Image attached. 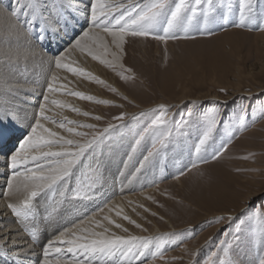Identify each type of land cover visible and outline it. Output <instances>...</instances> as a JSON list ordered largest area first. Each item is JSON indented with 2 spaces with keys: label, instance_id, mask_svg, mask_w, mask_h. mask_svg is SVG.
I'll list each match as a JSON object with an SVG mask.
<instances>
[{
  "label": "snow or ice",
  "instance_id": "obj_1",
  "mask_svg": "<svg viewBox=\"0 0 264 264\" xmlns=\"http://www.w3.org/2000/svg\"><path fill=\"white\" fill-rule=\"evenodd\" d=\"M212 3L213 0H69L68 3L65 0H15V3L9 0L7 5L0 2V12L7 13L8 18L13 21L9 25V33L11 40L16 44L25 41L29 46L33 42L43 46L50 32L67 29L69 20L65 13L69 5L77 12L83 11L87 29L82 30L81 34L71 41L65 52L54 54L51 63L55 69L62 70L72 77L105 85L106 81L80 66L79 61L69 63L68 54L78 50L84 56L116 72L121 79H133V75H126L131 74L132 69L122 63L124 45L128 37H151L167 44L169 40L195 39L191 35L194 30L199 31L201 35H211L208 24L214 13ZM80 4L84 5L83 9L79 7ZM253 5L254 0H240L235 27L243 28L252 23ZM231 7L229 4V11ZM200 18L203 20V27L195 28ZM74 83L75 81L70 80L68 75L61 78L53 72L46 91L42 94L30 131L18 137L13 149L4 153L6 167L11 173L7 176L2 195L10 201L7 208L15 218L14 222L27 233L34 244L40 242L41 230L30 227V224L41 216L38 207L41 200L45 202L42 222L51 223L64 205L75 206V202L91 201L103 188L104 165L100 155L103 146L117 129L127 126L126 119L138 121L139 117H146L149 114L153 117L142 130L138 131L124 164L127 168V162L135 160L133 165L135 172L132 175L136 176L165 154L174 135L178 136L194 116V112L189 110L187 118L182 117L177 122L170 115L173 106L161 103L154 108L141 111L138 115L121 112L113 116L106 126L97 130V124L69 119L63 115V110L68 109L95 121H102L104 119L102 115L82 111L59 97L72 96L103 105L113 104V101L98 99L70 87ZM108 89L113 93L117 92V89L110 85ZM191 103L195 105L196 101ZM205 120V130L195 145L192 168L197 167L198 163H207L209 159L215 161L221 158L232 141V137H229L226 143H222L210 155H204L207 146L214 140V133L220 123L218 110L211 109L210 113L205 114ZM239 120L241 128L245 129L247 125L244 123L243 114ZM5 121H11L9 112L0 110V150L4 144ZM85 129L88 131H84ZM146 142H150V147ZM121 175L124 173L121 172ZM183 175L184 170H181L174 178L179 179ZM146 199L156 203L153 196H147ZM137 207L143 208L145 212L149 211L143 204H138ZM103 211L101 208L97 213L79 218L48 238L42 246L41 264H138V262L144 264L145 259L149 257L163 258V243L183 235L176 232L154 236L134 235L118 220L127 221L141 231L146 232L147 229L125 213L123 207L115 203L109 206L108 212L114 213V216L111 214L101 216L100 213ZM152 215L155 216L156 213L153 212ZM255 217L259 226L257 237L259 243V237L264 236V213L256 209ZM226 219L231 225L236 217L228 215ZM223 220L225 217L221 216L209 223ZM243 223L244 220L241 219L240 224ZM240 224L235 227L236 233L241 231ZM113 229L124 234H119ZM230 235L232 233L229 231L223 233L224 239L220 240L217 251L212 253L210 264H231L232 241L228 239ZM0 241H3V237H0ZM4 243L6 244V241ZM12 243L15 245L16 241L12 240ZM153 247L155 251H152ZM221 252L223 255L217 262L213 258L218 257ZM197 255L198 250L189 251L188 264H194ZM258 264H264V256L259 259Z\"/></svg>",
  "mask_w": 264,
  "mask_h": 264
},
{
  "label": "rangeland",
  "instance_id": "obj_2",
  "mask_svg": "<svg viewBox=\"0 0 264 264\" xmlns=\"http://www.w3.org/2000/svg\"><path fill=\"white\" fill-rule=\"evenodd\" d=\"M11 2L15 3V0ZM5 3L7 5L9 0ZM229 4L232 6L231 11L228 10ZM239 4L240 0H213L214 13L208 24L211 35H201L199 31L194 30L191 35L195 39L169 40L167 44L151 37H128L124 45L122 63L132 69V73L126 75H133V79L123 80L116 72L92 60L98 67L96 76L106 81V84L100 85L76 78L74 81H80L81 86L74 88L98 99L113 101V104H97L67 96L73 98L74 106L83 105L84 109L79 107L82 111L104 117L102 121H95L68 110L73 113L72 118L75 120L97 124V130L102 129L113 116L121 112L138 115L141 111L161 103L173 106L170 115L177 122L182 117L187 118L189 110L193 111L192 121L178 136L174 135L165 154L154 161L151 167L166 164L173 148L178 152L181 150L183 140H186L191 154L195 156V145L206 127L205 114L210 113L211 109L218 110L220 123L214 133V140L209 143L207 151L203 154L210 155L232 137L228 150L218 160L209 159L207 163H198L197 167L192 168L191 161L195 159L193 158L182 169L184 175L179 179L174 177L180 171L150 186L132 191L135 194L144 191V188L157 190L153 195H149L155 198L156 203L147 200L148 212L140 209L133 213L135 218L143 223L144 228L152 230L157 226L162 232L156 235L168 232L183 233L177 239L163 243V258L149 257L145 259L144 264H188L191 250H198L194 264H210V257L220 247V240L224 239L225 231L232 233L228 237L232 241L231 264H258L259 259L264 256V236L259 237L257 243L259 226L255 217L256 209L264 213V0H254L253 21L243 28L234 26L238 21ZM70 8V11L65 13L70 27L53 31L55 37L62 35L65 41V38L74 39L77 34L74 32L84 29L77 24L78 18L75 13H71L73 9ZM200 27H203L202 18L198 19L195 25V28ZM51 56L53 58L54 55ZM52 73L53 71L48 75L47 81L41 82L45 84L42 87L43 93ZM108 85L116 88L117 92L109 91ZM73 86L74 84L70 85ZM192 101H196V104L193 105ZM242 114L247 125L245 129L241 128L239 120ZM151 118L152 114L139 117L138 121L126 119L127 126L117 129L103 146V154L100 157L110 152L118 142H124L122 160L125 163L138 131L142 130ZM146 143L150 147V142ZM184 155L183 148L181 157ZM127 163L130 164V170L135 171V160ZM112 195L113 198L106 203L110 195L102 198L97 193L95 200L87 207L90 211L79 212L76 209L78 215H71L73 218L68 224L99 212L101 208L104 209L115 199L116 193ZM38 207L41 216L31 222L30 227L39 228L42 235L46 230L42 229L45 225L41 219L44 211L42 207ZM92 209L96 211L93 212ZM153 212L156 213L155 216L152 215ZM216 213L220 215L215 216ZM228 215L236 217L231 225L226 219ZM221 216H224L225 220L209 223ZM61 217L63 218V214ZM241 219L244 220L243 224H240ZM59 221L60 215L52 222ZM65 221L63 220V223ZM237 224H240L241 228L239 233L235 232ZM52 230L48 231L54 236ZM25 235L29 237L27 233ZM154 235L155 233L143 236ZM152 251H155V247ZM222 255L221 252L213 259L218 262Z\"/></svg>",
  "mask_w": 264,
  "mask_h": 264
},
{
  "label": "bare ground",
  "instance_id": "obj_3",
  "mask_svg": "<svg viewBox=\"0 0 264 264\" xmlns=\"http://www.w3.org/2000/svg\"><path fill=\"white\" fill-rule=\"evenodd\" d=\"M0 2L6 4V0ZM65 2L68 3L69 1L65 0ZM70 7L71 5H69V8ZM79 7L83 9L84 5L80 4ZM69 8L67 12L70 11ZM71 11H73L71 13H75L76 18H78L77 24L81 25L84 28L83 30H86L88 25L84 19L83 11L77 12L74 9ZM11 23H13V21L8 18L7 13L0 12V110H7L11 117L10 122L5 121V136L2 148L4 153H8L9 150L13 149L14 142L18 137L30 131V125L34 123L38 105L43 94L42 87L45 84H41V82L47 81V77L52 71L56 72L61 78L68 75L62 70L55 69L54 64L51 63L53 59L51 55L65 52V49L70 47V43L73 40H71V38L70 40L65 38V41L62 39V35L55 37V34L50 32V35L43 42V46L36 42H33V44L29 46L25 41L16 44L11 40L9 33V25ZM81 32L82 31H75L74 33L77 34L74 38L78 37ZM72 61H79L80 66L92 72L94 75L98 73V67L92 62V59L84 56L78 50L68 54V62L71 63ZM68 78L73 81L76 79L69 75ZM75 86L80 88V81H75L73 87ZM59 98L65 99L73 104V98L67 96H60ZM79 107L84 109V106L81 104H79ZM63 115L68 116L69 119H73V113L68 112V109L63 110ZM7 141L11 142V144H6ZM123 146L124 142H118L110 152H106L105 156L100 157L104 165V177L106 179L103 188L98 194H100L102 198L110 195V197L106 199V203L113 198L114 195H112V193L115 192L117 196L106 205L103 209V213H100V215L111 214L114 216V213L108 212V207L115 203L123 207L125 213L136 220L137 223L143 225L139 219L135 218V214L133 213L143 209L137 207L138 204H143L147 208L148 199H146V197L151 194L153 195L157 190L154 188L145 190L144 188V191L135 194L133 193L134 190L150 186L152 183L162 178L164 179L169 175L176 174L184 169L195 156L191 154L186 140H183L181 150L178 152L177 149L175 150V148H173L167 158L166 164L149 167L136 178V176L132 175L135 171L130 170V164H128L127 168L124 167L125 163L122 160ZM183 148L185 150V155L181 157ZM4 153L0 152V237H3V241H0V264H41L43 260L42 246L46 243L48 238L52 237L48 230L53 229V233L56 234L58 230H62L63 227L69 226L68 222L73 218L71 215H78L75 210L78 209L79 212L90 211L87 210V207L90 206L91 201H94L95 198L91 201L75 202V206L64 205L60 209V221L57 223L45 222L42 229L46 228L47 231L45 230L44 234L40 235V242L34 244L29 237H26L21 227L14 222L15 218L7 208V203L10 201L2 195L7 176L11 173V170L6 167ZM121 172H123L124 175H121ZM129 201L132 203L129 204ZM38 206L42 207L41 209L44 211L45 202L41 200ZM133 208H135V211H133ZM96 209H92V211L95 212ZM62 214L63 218L61 217ZM219 215L220 214L216 213L215 216ZM63 220L66 221L63 223ZM76 220H74V222H76ZM118 222L122 223L124 227L128 228L129 232L134 235H152L154 233L156 235V233L162 232L157 226L152 230H147L145 233L140 229L134 228L135 226L128 224L127 221L118 220ZM113 230L119 233V230ZM12 240L16 241L15 245H13ZM4 241H6V244Z\"/></svg>",
  "mask_w": 264,
  "mask_h": 264
}]
</instances>
